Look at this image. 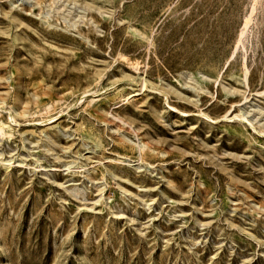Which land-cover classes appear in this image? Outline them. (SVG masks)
<instances>
[{
	"label": "rangeland",
	"instance_id": "1",
	"mask_svg": "<svg viewBox=\"0 0 264 264\" xmlns=\"http://www.w3.org/2000/svg\"><path fill=\"white\" fill-rule=\"evenodd\" d=\"M0 264H264V0H0Z\"/></svg>",
	"mask_w": 264,
	"mask_h": 264
}]
</instances>
